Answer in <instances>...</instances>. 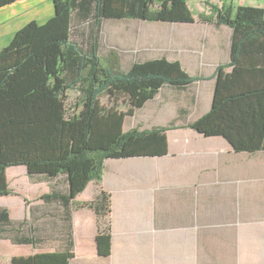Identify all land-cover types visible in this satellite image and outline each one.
I'll list each match as a JSON object with an SVG mask.
<instances>
[{"label": "crops", "instance_id": "0c3cea01", "mask_svg": "<svg viewBox=\"0 0 264 264\" xmlns=\"http://www.w3.org/2000/svg\"><path fill=\"white\" fill-rule=\"evenodd\" d=\"M26 1L0 7V50L36 19L38 8ZM187 4L194 21H158L173 26L170 39L183 52L160 56L180 60L187 72L206 78L183 87L164 84L125 116L122 127L175 123L165 132L167 153L106 158L102 180L90 181L70 200L60 197L69 192L67 174L30 175L25 165L8 167L10 193L0 194V264H12L17 255L69 248L70 264H264V150L238 151L226 137L206 136L190 126L211 109L216 68L231 60L233 27L218 23L210 5L235 13L240 5L264 8V0ZM118 105L129 110L124 98ZM100 189L111 195L108 256L99 255L97 212L80 205Z\"/></svg>", "mask_w": 264, "mask_h": 264}, {"label": "trees", "instance_id": "16d2710c", "mask_svg": "<svg viewBox=\"0 0 264 264\" xmlns=\"http://www.w3.org/2000/svg\"><path fill=\"white\" fill-rule=\"evenodd\" d=\"M17 0H0V7ZM188 0H53L54 14L17 29L0 50V194L10 193L7 168L25 165L28 173L67 174L74 199L92 180H102L109 157L167 153L166 129L123 131L127 114L157 95L164 85L187 86L204 79L166 55L134 60L123 67L116 52L104 63L98 28L105 19L192 22ZM218 12V23L233 27L231 60L217 66L211 109L190 124L198 132L226 137L238 151L264 150V8L240 5ZM204 20L211 17L205 16ZM84 41L73 33L84 24ZM233 67L232 72L224 68ZM78 90L69 105L70 90ZM102 96L110 103L104 104ZM126 99L129 110H120ZM51 196V195H47ZM99 216V255L111 253V195L99 190L81 202ZM22 243H31L23 239ZM73 249L14 256L12 264H70Z\"/></svg>", "mask_w": 264, "mask_h": 264}, {"label": "rangeland", "instance_id": "374dc122", "mask_svg": "<svg viewBox=\"0 0 264 264\" xmlns=\"http://www.w3.org/2000/svg\"><path fill=\"white\" fill-rule=\"evenodd\" d=\"M227 1L230 2L233 0ZM26 4L31 5L32 8L34 6L38 8L37 15L32 18H36L39 21H43L46 18H49L50 15L54 14L52 0H28L26 1ZM214 6H216L217 9L222 8V6L219 7L216 4L210 5L212 10H215L216 12L217 10ZM24 16L27 18L26 15ZM25 21L23 23H25ZM98 30L97 36L101 45L100 53L104 63H107L106 57L111 52H116L118 54L123 67H127L129 64L133 63L134 60L145 59L148 57L153 58L160 56L163 53H167L171 56L183 52V50H179V47L170 39V33H172L173 26L158 23V21L141 20L137 18L104 19ZM88 31H92L89 22L74 32L73 38L83 42L84 35H87ZM202 77L204 79L206 78L204 76ZM78 94V90H70L69 105L75 103ZM108 100V96H102L104 104H108ZM119 105L122 109H127L126 103L122 100L119 101Z\"/></svg>", "mask_w": 264, "mask_h": 264}]
</instances>
